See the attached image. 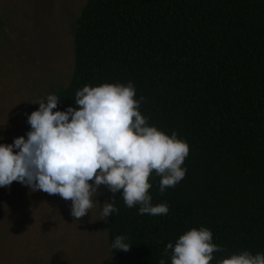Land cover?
Instances as JSON below:
<instances>
[{"label":"trees","instance_id":"obj_1","mask_svg":"<svg viewBox=\"0 0 264 264\" xmlns=\"http://www.w3.org/2000/svg\"><path fill=\"white\" fill-rule=\"evenodd\" d=\"M72 33L73 69L53 111L75 106L85 85L131 82L149 126L189 146L175 187L161 194L150 177L167 215H141L111 193L112 257L171 264L166 245L200 227L223 249L210 264L264 254V0H86ZM116 236L129 251L112 248Z\"/></svg>","mask_w":264,"mask_h":264},{"label":"clouds","instance_id":"obj_2","mask_svg":"<svg viewBox=\"0 0 264 264\" xmlns=\"http://www.w3.org/2000/svg\"><path fill=\"white\" fill-rule=\"evenodd\" d=\"M135 97L131 82L103 83L83 86L75 94V106L64 111H53L59 100L54 94L33 102L39 108L28 116L27 139L0 143V187L16 181L32 191L59 195L71 201L70 215L76 221L93 208L92 197L100 194L101 185L113 194L122 190L125 205H139L141 215H167V204H152L150 177L154 172L161 178V194L175 187L186 175L182 165L189 146L175 132L168 135L149 126ZM117 212L113 197L103 204L99 220L107 222ZM212 241L211 230L192 228L175 245L169 242L165 253L170 250L171 264H210L213 253L223 251ZM111 246L130 250L124 236H116ZM218 264H264V254L243 251Z\"/></svg>","mask_w":264,"mask_h":264},{"label":"rangeland","instance_id":"obj_3","mask_svg":"<svg viewBox=\"0 0 264 264\" xmlns=\"http://www.w3.org/2000/svg\"><path fill=\"white\" fill-rule=\"evenodd\" d=\"M86 0H0V143L31 130L37 102L65 86L73 69V24ZM16 151V149H14ZM80 221L71 201L14 181L0 187V264H130L112 257L101 185Z\"/></svg>","mask_w":264,"mask_h":264}]
</instances>
